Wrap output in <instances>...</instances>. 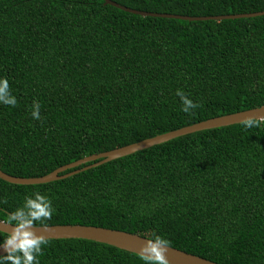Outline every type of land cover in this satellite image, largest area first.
<instances>
[{"label": "trees", "instance_id": "16d2710c", "mask_svg": "<svg viewBox=\"0 0 264 264\" xmlns=\"http://www.w3.org/2000/svg\"><path fill=\"white\" fill-rule=\"evenodd\" d=\"M110 1L187 17L264 11V0ZM0 76L17 100L0 104V170L40 177L264 106V15L188 21L103 0H0ZM177 89L199 106L182 112ZM33 192L52 202L45 226L155 232L216 264H264V119L183 135L44 184L0 179V218ZM47 240L40 264H144L102 243Z\"/></svg>", "mask_w": 264, "mask_h": 264}, {"label": "water", "instance_id": "95a60500", "mask_svg": "<svg viewBox=\"0 0 264 264\" xmlns=\"http://www.w3.org/2000/svg\"><path fill=\"white\" fill-rule=\"evenodd\" d=\"M104 5H111L125 12L136 14L140 16H150V17H160V18H173L188 21H198V20H222V19H236V18H249L264 15V11L256 13H246V14H235V15H224L217 17H187L172 14H160L151 12H142L138 10H133L119 5L110 0H103ZM246 117H257L258 120L264 119V106L257 108H252L249 110L239 111L223 116H218L214 118L207 119L189 126H185L173 131H169L163 134L156 135L151 138L141 140L126 146L116 147L109 151L102 152L99 154L84 157L80 160L72 162L70 164L61 166L54 171L40 177L33 178H21L8 175L0 170V179L16 185H37L44 184L52 181H57L60 179L67 178L81 171L87 170L89 168L99 166L111 160L133 154L138 151L150 148L152 146L165 143L174 138L187 135L190 133L214 129L219 127H225L233 124L241 123L240 121ZM91 163L87 166L78 168L79 166ZM67 170L70 172L63 173ZM0 230L5 232L11 231L10 225L0 224ZM33 231L38 235H43L46 239H83L89 240L97 243L106 244L133 254L138 255L140 247L145 243L143 236L136 234L112 230L102 227L85 226V225H48V226H36ZM4 249L0 248V255H4ZM166 258L169 260V264H216L214 262L208 261L204 258L192 255L178 249L168 247L165 253Z\"/></svg>", "mask_w": 264, "mask_h": 264}, {"label": "clouds", "instance_id": "9594fccd", "mask_svg": "<svg viewBox=\"0 0 264 264\" xmlns=\"http://www.w3.org/2000/svg\"><path fill=\"white\" fill-rule=\"evenodd\" d=\"M175 95L179 98L181 111L184 113H190L199 106L181 89H177ZM16 103L8 79L0 76V104L15 106ZM40 107L35 101L31 105L33 119L41 118ZM240 122L245 128L258 125L257 117H246ZM53 212L51 200L40 192H33L30 196H25L23 203L15 210L0 218V224L11 226L10 232L0 230V248L5 252L0 255V264H40L42 246L46 245L48 240L45 236L36 234L33 229L37 224L45 226ZM144 241L137 252L144 264H169L165 253L170 242L166 238L152 232Z\"/></svg>", "mask_w": 264, "mask_h": 264}]
</instances>
